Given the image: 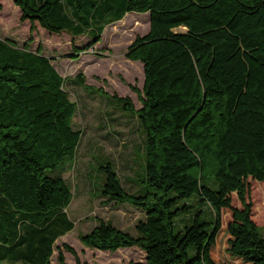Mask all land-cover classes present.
Wrapping results in <instances>:
<instances>
[{"label": "trees", "instance_id": "1", "mask_svg": "<svg viewBox=\"0 0 264 264\" xmlns=\"http://www.w3.org/2000/svg\"><path fill=\"white\" fill-rule=\"evenodd\" d=\"M13 2L31 28L89 38L71 45L72 59L107 24L149 13L148 32L127 51L143 66L141 108L115 97L144 135L143 192H128L110 162L100 166L101 196L144 218L136 235L100 221L82 243L144 251V260L121 264H264L249 199V180L264 184V0ZM29 42L0 38V264H53L55 241L74 228L63 174L81 139L72 124L77 104L51 57ZM72 81L81 86L84 78ZM63 249L73 264H90L67 244L56 247V264H69Z\"/></svg>", "mask_w": 264, "mask_h": 264}, {"label": "rangeland", "instance_id": "2", "mask_svg": "<svg viewBox=\"0 0 264 264\" xmlns=\"http://www.w3.org/2000/svg\"><path fill=\"white\" fill-rule=\"evenodd\" d=\"M148 30V12H128L120 21L107 24L100 40L72 59L67 56L72 51L71 45H83L89 38L72 37L64 31L47 32L37 23L31 28L28 20L22 21L13 0H0V38L11 39L19 46L30 41V49L40 45L64 78L70 100L77 104L72 124L81 130V139L73 166L63 174L71 192L66 212L74 228L55 241L53 264H56V247L62 248L63 244L75 252L80 262L90 264L144 260V251L136 246L102 251L84 245L80 237L100 221L136 235L135 225L144 218V212L133 205L116 204L101 196L104 173L100 166L110 162L128 192L138 194L140 186L143 192L140 180L144 176V135L138 128L136 115L125 110L115 97L130 101L134 110L141 108L143 66L139 60L129 58L127 51L135 38ZM79 74L84 78L81 86L72 81ZM249 199L253 205L252 217L264 236V184L249 180ZM231 204L239 207L235 193L231 194ZM229 219L230 210L222 209V222L225 224ZM63 254L67 263L75 262L72 253L63 249Z\"/></svg>", "mask_w": 264, "mask_h": 264}]
</instances>
